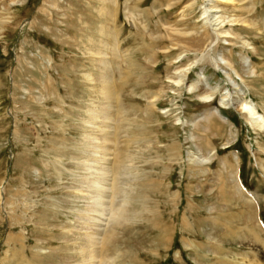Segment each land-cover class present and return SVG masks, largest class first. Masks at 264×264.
<instances>
[{"label": "rangeland", "instance_id": "obj_1", "mask_svg": "<svg viewBox=\"0 0 264 264\" xmlns=\"http://www.w3.org/2000/svg\"><path fill=\"white\" fill-rule=\"evenodd\" d=\"M226 90L264 119V0H0V264H88L93 224L98 264H264L231 236H264V127Z\"/></svg>", "mask_w": 264, "mask_h": 264}, {"label": "bare ground", "instance_id": "obj_2", "mask_svg": "<svg viewBox=\"0 0 264 264\" xmlns=\"http://www.w3.org/2000/svg\"><path fill=\"white\" fill-rule=\"evenodd\" d=\"M220 1H224V0H220ZM219 3V2H218ZM204 10V9H203ZM202 10V11H203ZM210 12V19L211 20H208V19H206V21H205V24L207 25V23H209L208 24V26L210 25H212V26H214L215 28L213 29V28H211V29H213L214 31H216V32H219V33H217L218 35H222L221 37H223V38H225V36H223V35H227V34H225L224 32H222V31H219V28L220 27H222V25L225 23V19L224 18H222L221 16H216V13H218L219 11L216 9V6H212L211 5V7L210 8H207V9H205L204 11H203V14L205 15V14H207V13H209ZM213 13V14H212ZM209 15V14H208ZM225 20V21H224ZM232 21V19H230V20H228V21H226V22H231ZM234 22V21H233ZM232 22V23H233ZM229 23H228V25H229ZM231 23V24H232ZM234 24V23H233ZM232 24V25H233ZM216 26H217V28H216ZM204 29V28H203ZM214 33V32H213ZM217 34H215V35H217ZM214 35V36H215ZM217 37H220V36H217ZM217 39V38H216ZM222 62V63H219V65H224V66H228V63H227V61L225 62V60L223 61L222 59H219V62ZM215 62V61H214ZM218 64V63H217ZM225 64H227V65H225ZM215 66L217 67V65H216V63H215ZM223 66V67H224ZM229 68V67H228ZM231 68V67H230ZM234 70V69H233ZM106 85H108V84H106ZM107 87H110V86H107ZM189 88H191V87H189ZM104 91H105V89H104ZM109 91V90H108ZM213 92V91H212ZM107 93H109V92H107ZM229 93V92H228ZM104 94H105V92H104ZM106 95V94H105ZM107 96V95H106ZM206 97V96H205ZM210 97V96H209ZM232 97H230L229 96V94H227V90H226V92H224L222 95H221V100H220V104L221 105H225L226 107H231V108H233V109H235V110H238L239 112H241L242 114H244L245 115V119L247 120V124L249 125V127H257V128H260V129H262L263 127H264V119H263V117L260 115V114H258V111H256V108H255V106H254V104L251 102V101H249V100H241V99H236V100H232L231 99ZM207 99H208V96H207ZM104 105V104H103ZM215 111V114H218V111L216 110V109H214ZM264 167V166H263ZM105 171V170H104ZM105 173V172H104ZM100 176V175H99ZM236 185H237V183H236ZM237 187V186H236ZM241 188L243 189V191L246 193V194H248V196H254V195H252V194H254V193H252V192H249V191H247L246 189H244V187H242V185H241ZM237 189H239V188H237ZM105 191V190H104ZM241 191V190H240ZM237 196V195H236ZM241 196V195H240ZM254 197H256V196H254ZM250 218V217H249ZM111 224V223H110ZM224 225V224H223ZM93 226V228H91L93 231L87 236V239H89V244H90V247L92 248V250H91V253H88V254H90L89 256L90 257H88L89 258V262H88V264H98V263H95V258L97 257V255H96V251L94 250L93 251V246H96V245H98V240H100V238H101V234L103 233V230H105L104 229V226H103V228H102V225H98V224H93L92 225ZM100 226V227H99ZM214 226V228H218V225L216 226V225H213ZM261 226H262V229H263V231H264V224L262 223L261 224ZM111 227V226H110ZM258 227H259V225H258ZM224 228V229H223ZM223 228H218V229H220V230H222V231H225L224 232V234L223 235H227V232H228V234L229 233H231V234H233L232 232H234V230H233V228L232 227H230V225H229V227L227 226V225H225V226H223ZM241 228V227H240ZM237 229V228H236ZM239 229V228H238ZM242 229V228H241ZM245 229V228H244ZM258 228H256L255 229V231L253 232V234L254 235H252L251 236V229H250V231H249V233H250V238H251V240L253 239V241H255V242H259L260 243V241H261V243H262V246L264 247V236L261 234V233H259V231L257 230ZM240 230V229H239ZM106 232V231H105ZM248 233V232H247ZM234 235V234H233ZM100 236V237H99ZM217 245V244H216ZM94 249H97L96 247L94 248ZM220 249V248H219ZM221 250H223L222 248H221ZM92 258V259H91ZM217 261H218V259H217ZM216 262V261H215ZM241 262V261H240ZM86 264V263H85ZM229 264V263H228ZM248 264H261V263H259L258 261H256L255 260V262L254 261H251V262H249Z\"/></svg>", "mask_w": 264, "mask_h": 264}, {"label": "crops", "instance_id": "obj_3", "mask_svg": "<svg viewBox=\"0 0 264 264\" xmlns=\"http://www.w3.org/2000/svg\"><path fill=\"white\" fill-rule=\"evenodd\" d=\"M241 194H239L238 193V197H239V199H240V206H244V207H241V208H239V210H238V214L236 215V216H238V218H236V219H234L233 221L234 222H238L240 219H244V218H246L248 215H249V217H251V215L250 214H248V212H250V210H251V208H250V206H249V204H247L246 203V200H245V198L241 195ZM241 198L243 199L244 198V200H241ZM241 213L243 214V215H241ZM245 220H247V219H245ZM249 222L251 223V220H249ZM239 225H242V224H239ZM249 225V223H245L241 228L242 229H240L239 231H241L240 233H239V231L238 232H235V234L234 235H231V236H236L237 238H239L241 241H245V237H246V235H248L249 234V231H250V229L252 230V228L251 227H249L248 226ZM245 228V229H244ZM258 230V229H257ZM253 231V230H252ZM251 231V232H252ZM255 231V230H254ZM248 232V233H247ZM253 233V232H252ZM251 233V234H252Z\"/></svg>", "mask_w": 264, "mask_h": 264}]
</instances>
